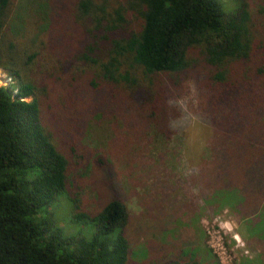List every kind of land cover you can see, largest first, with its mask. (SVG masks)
Segmentation results:
<instances>
[{
	"label": "trees",
	"instance_id": "1",
	"mask_svg": "<svg viewBox=\"0 0 264 264\" xmlns=\"http://www.w3.org/2000/svg\"><path fill=\"white\" fill-rule=\"evenodd\" d=\"M16 1L0 0V68L12 76L0 86V264L132 262L123 199L92 216L68 191L84 113L59 115L52 87L73 107L85 95L108 110L143 109L169 138L191 75L213 110L207 119L226 129L211 147L229 174L219 175L223 190L245 158L239 184L264 188V32L246 0L228 18L216 0H20L29 21L13 19ZM18 25L27 26L19 36ZM61 195L74 222L94 227L89 238L65 235L48 216Z\"/></svg>",
	"mask_w": 264,
	"mask_h": 264
},
{
	"label": "rangeland",
	"instance_id": "2",
	"mask_svg": "<svg viewBox=\"0 0 264 264\" xmlns=\"http://www.w3.org/2000/svg\"><path fill=\"white\" fill-rule=\"evenodd\" d=\"M216 1L226 18L240 6L239 0ZM246 1L257 31L264 32V14L260 13L264 12V0ZM20 5L17 0L13 19L29 21L24 12L30 11ZM23 25L17 26L14 35H22L18 31L25 30ZM11 83V73L0 68V86ZM183 89L185 94L173 106L181 115L168 138L148 121L143 109L124 105L108 110L97 107L85 95L76 99L73 107L65 105L59 87H52L59 115L70 116L76 110L84 113L81 132L74 138L80 164L72 165L68 191L92 216L111 198L123 199L130 212L124 232L131 244V264L175 260L264 264V188L254 181L239 184L250 170L245 168L249 167L245 158L243 167L234 168L233 176H239L233 179L234 191L223 190L225 183L219 175L227 172L217 167L211 147L226 138V129L219 130L218 119H207L213 110L194 77L183 82ZM100 157L106 166L97 163ZM49 211L48 216L67 236L89 238L95 231L71 219V204L63 195L47 208Z\"/></svg>",
	"mask_w": 264,
	"mask_h": 264
},
{
	"label": "bare ground",
	"instance_id": "3",
	"mask_svg": "<svg viewBox=\"0 0 264 264\" xmlns=\"http://www.w3.org/2000/svg\"><path fill=\"white\" fill-rule=\"evenodd\" d=\"M2 80V79H1ZM2 83V82H1ZM4 83V82H3ZM232 231V230H231Z\"/></svg>",
	"mask_w": 264,
	"mask_h": 264
}]
</instances>
